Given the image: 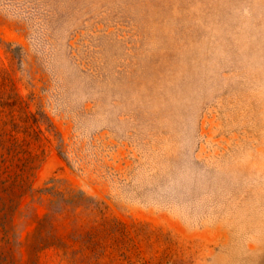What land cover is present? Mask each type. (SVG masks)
<instances>
[{
	"label": "rangeland",
	"instance_id": "rangeland-1",
	"mask_svg": "<svg viewBox=\"0 0 264 264\" xmlns=\"http://www.w3.org/2000/svg\"><path fill=\"white\" fill-rule=\"evenodd\" d=\"M0 264H264V0H0Z\"/></svg>",
	"mask_w": 264,
	"mask_h": 264
}]
</instances>
